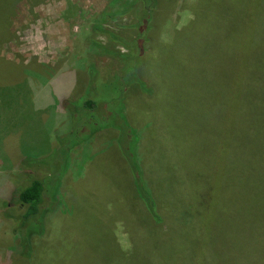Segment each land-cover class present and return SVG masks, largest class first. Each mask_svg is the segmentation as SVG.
Listing matches in <instances>:
<instances>
[{"label": "rangeland", "instance_id": "1", "mask_svg": "<svg viewBox=\"0 0 264 264\" xmlns=\"http://www.w3.org/2000/svg\"><path fill=\"white\" fill-rule=\"evenodd\" d=\"M145 8L144 52L137 56L128 49L130 64L120 74L118 60L102 46L126 52L117 40L137 35L138 13ZM249 9L254 19L245 0L15 4L14 38L0 43V264L26 262L14 254L16 235L2 219L13 188L48 173L22 164L27 154L62 160L54 175H61L59 207L45 216V233L25 242L34 253L25 264H247L250 250L264 253L263 243L246 241L241 231L264 229V130L253 131L256 141L246 139L243 128L229 126L227 112L229 53L241 51L245 41L248 50H264L257 0ZM233 58L239 72L241 57ZM96 65L109 70L100 74ZM141 78L149 93L140 89ZM86 83L94 96L106 98L111 91L118 99L122 93L127 118L140 134L137 161L171 240L158 260L135 219L145 209L134 194L119 130L94 133L86 124L89 131L83 132L84 122L61 107ZM114 109L97 125L122 127ZM247 155L252 163L245 171ZM187 206H199L202 219L182 238L184 225L170 214Z\"/></svg>", "mask_w": 264, "mask_h": 264}, {"label": "trees", "instance_id": "2", "mask_svg": "<svg viewBox=\"0 0 264 264\" xmlns=\"http://www.w3.org/2000/svg\"><path fill=\"white\" fill-rule=\"evenodd\" d=\"M18 1L19 0H0V43L14 38V34L10 31V25L15 11V4ZM253 1L254 0H245L246 14L251 18H253V16L249 8L250 3L252 5ZM257 3L259 7V10H257V18L259 19L258 24L260 26L261 20L264 19V0H257ZM147 15L148 12L146 8L138 13L136 22V29L138 32L131 41L128 42L124 39L117 40L121 46L127 49L126 52L108 50L105 46H102V50L110 53L118 60V71L122 66L130 64L128 60H126L128 49L136 50L137 56H139L138 54H143L145 41H148V32L145 26L142 25L146 24L145 20ZM254 27L259 29L257 23ZM127 43H133V46H125ZM247 43V41L243 42L241 51L234 50V52L231 51L229 53L230 79L228 84L227 112L229 126L243 128L245 130V138L248 139L252 137L256 141L257 137L255 138L253 131L255 132V130L260 127L264 130V50L259 53L257 51L248 50ZM235 55H240L241 57V60H239V72L236 70L235 58H233ZM96 67L98 68L99 66L96 65ZM108 70L109 69L102 71L100 67L98 68L100 74ZM119 73L126 75L125 72L119 71ZM86 75L88 77L87 70ZM140 80V89L145 93H149L150 90L146 86L147 84L142 78ZM85 82H87V79ZM86 84L87 85L77 94V97L74 96L75 99H72L74 97L69 98L70 100L68 101L70 104L62 100L61 107L63 109L67 107L66 109L70 111L75 120L79 119V121L84 122L85 125H80L81 128L83 127V132L89 131L88 127L90 126L95 127L93 128L94 133L106 128H111L115 133H117V129L119 130V138L124 140V142H121V152L127 164L134 194L145 209L143 212L144 214L142 213V217L140 219H135L140 220L137 221V223L142 230L145 231L144 233L147 234L148 241L152 245V250L155 251V259L158 260L160 258L159 250L161 246L165 241L170 239L164 236L163 230L160 227L164 218L157 208V197H155L149 188L142 165L137 161V150H140L139 146L141 143L140 134H138L137 129L127 118L122 93L119 95L118 99L113 98L115 93L111 91L108 97L105 98L103 95L102 98L99 94L98 96L92 95L87 88L88 83ZM121 88H123V85ZM114 90L112 91L114 92ZM114 101H117L118 104L116 109H114ZM65 104L68 106H65ZM109 107L110 110L114 109V112L119 115L118 120L122 127L114 123L111 125H97V119L105 120L108 115L111 116L112 112L109 114ZM85 111L90 115L85 117V115H83ZM48 156L49 155L37 157V155L30 156L27 154L21 159L22 164L28 167L37 166L44 169L48 168V173L32 178L29 183L22 188L14 187L10 197V204H6L5 210L2 212V219L4 221L6 219V228L16 235L18 241L17 245L14 247V254L23 257L22 260L26 261H22L24 264L27 263V261H31L30 258H32L34 254L31 253L33 252V246L31 252H28L30 249H27L25 242L29 241L28 239L34 236H42L45 233V216L55 212L60 203L58 188L61 175H59L57 179L54 175L60 173L62 159H49ZM247 157L249 158V155H247ZM249 159L244 162L245 171L252 163V159ZM63 171L61 174H63ZM172 212L173 213L170 214L172 221L184 225L183 230H178L182 238L185 237L186 230L194 221L199 222L198 220L202 219L199 206L194 209L187 206V209H179ZM131 220L133 219L131 218ZM26 227L28 228L26 229ZM156 230H158V232ZM198 230L199 228L195 229V233ZM201 230L203 231L204 228ZM241 231L243 232L242 238L246 241L257 240L259 241V246L262 243L264 244L263 227L258 229L245 227L242 228ZM157 236H160L161 239L157 240ZM204 237L205 235H201V241L203 242ZM245 260L247 264H264V253L261 252L259 247L257 249L255 248V250L249 251V256H247Z\"/></svg>", "mask_w": 264, "mask_h": 264}]
</instances>
